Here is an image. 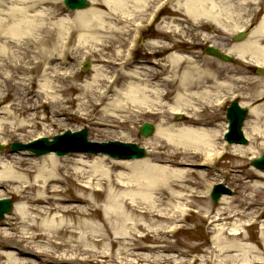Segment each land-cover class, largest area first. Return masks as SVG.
<instances>
[{
  "label": "bare ground",
  "instance_id": "6f19581e",
  "mask_svg": "<svg viewBox=\"0 0 264 264\" xmlns=\"http://www.w3.org/2000/svg\"><path fill=\"white\" fill-rule=\"evenodd\" d=\"M169 2L173 14L150 40L151 57L135 66L119 63L123 50L115 52L116 43L129 29L139 32L141 24L132 21L157 11L158 0H91V7L77 11L59 0H0V143L25 142L36 134L32 129L45 126L42 137L72 115L99 133L128 128L144 115L160 120L143 144L152 155L142 159L85 151L38 157L2 148L0 199H14L15 206L0 222V264H183L166 254L177 248L166 238L172 225L164 221L184 217L179 200L196 199L195 175L207 177L177 166L212 168L230 149L218 142L227 122L211 128L218 124L215 114L205 113L219 105L220 95L239 91L241 105L249 107L244 132L252 143L230 145L237 161L264 149V78L252 73L253 66L264 67V0ZM242 31L243 40H235ZM204 45L233 62L195 50ZM69 51L99 65L84 76ZM245 84L246 90L237 89ZM179 114L183 120L174 123ZM254 171L249 175L264 180V171ZM243 175L237 183L255 193L251 203L262 205L256 210L262 219L264 185L243 182ZM162 204L171 207L164 214ZM246 206L242 200L240 215ZM230 214L223 208L214 221L237 215ZM261 223L257 245L238 241L246 238L240 228H218L202 264H264Z\"/></svg>",
  "mask_w": 264,
  "mask_h": 264
},
{
  "label": "rangeland",
  "instance_id": "374dc122",
  "mask_svg": "<svg viewBox=\"0 0 264 264\" xmlns=\"http://www.w3.org/2000/svg\"><path fill=\"white\" fill-rule=\"evenodd\" d=\"M61 5L63 7L64 3L63 0H59ZM67 9V7H65ZM173 14V6L172 4H169V6H167L166 8H164L163 11V17L161 18L160 21L164 20L167 17H170ZM147 18V16L145 17V19ZM134 21V20H133ZM122 26H125V30L128 31L130 25H128L126 22H124V24H121ZM127 26V28H126ZM158 26L156 27V29L154 30H150L148 32H146L145 34H153L155 33H159ZM130 29L128 32L119 35V40L118 43H116V46H118V48L115 50V52H117L118 49H126L129 47V43H130V36L133 32H130ZM145 35V38H146ZM151 39V38H150ZM147 42H149L148 39H145L142 44H140V47L138 48L137 52H136V56L134 61H133V65L135 66H139V65H143L144 63H146V57H145V53L149 52V44H147ZM74 47L73 44L70 45V48ZM126 47V48H125ZM196 51H204V50H199V49H195ZM205 52V51H204ZM111 54H113V52H110ZM207 53V52H206ZM109 54V52H108ZM70 51H69V58L72 61V63H76L75 60L77 61V63L84 62V59L82 57H79L78 59H75L73 57H70ZM89 60V58L87 59ZM90 61V60H89ZM120 61V60H119ZM93 63L97 64L95 61H91V64L89 66V69L87 71H84L82 68V65L79 64L80 69L82 74L85 75H89L91 72V67L93 65ZM137 64V65H136ZM79 68V67H78ZM253 76H259L258 73H256V71L254 70ZM250 76V75H249ZM264 78V75H263ZM241 85V84H239ZM241 87H243V90H246L247 85H242V86H237V89H240ZM248 91V90H247ZM235 93H239V91H236ZM231 94H229L230 96ZM225 96V100H227V98L230 97H226V93L220 95V97H224ZM219 99V97H217ZM242 97H238L237 99L239 101H241ZM224 100V101H225ZM229 100H227L225 102V104L222 107L219 106H215V108H210L207 109V111L205 112L207 115H213L215 114V118H216V122L218 123L216 126H211V128L214 129H220L221 127H223L224 123H226V108L229 105ZM75 108H72V110H74ZM47 109H45L46 111ZM75 111V110H74ZM45 114V113H44ZM66 117V116H65ZM249 117V116H248ZM184 118V116H183ZM248 119V118H247ZM183 119H180V115H178L174 121L175 122H179L182 121ZM145 121L151 122L152 124H159L160 120L156 117H151L149 115H144L140 118H138L136 120V122L130 126H127L128 128H124V129H114L110 130V129H105L103 130V132L99 133V130H96L94 127L92 128L90 126V124H88L86 121H84L83 119H79L78 117H76L75 115L72 116H67L65 121L62 122V124L60 125H55L52 126L51 128L47 129V131H51V133L49 134H58V133H62L63 130L65 129H81V128H87L89 130V137L90 139L97 140L99 142H104V141H114V140H120V141H129V142H133V143H137L140 146H143L145 140L147 139V137H144L142 135H140L139 130H140V125H142ZM45 127V126H44ZM44 127H38L36 130L32 129V132H36L37 133H41L44 130ZM223 131V130H222ZM34 136V134H33ZM32 136V137H33ZM152 137V136H149ZM218 142L221 143L220 145H225V143H223V139L221 135H218ZM12 140V137L10 138ZM28 139H32V138H28ZM10 142V141H9ZM12 142H24L19 140V138H15V140H12ZM248 145H250L252 142L250 140V138H248ZM264 141L259 140V143H263ZM241 145V144H240ZM247 145V146H248ZM245 146V145H244ZM230 149L228 150V154L224 155L223 157L219 158V160L217 161V163H215L214 167L212 168H206V169H200L201 167H196L195 166V162H191L192 165H183V166H177V167H181L184 168L186 170L188 169H195V170H201L203 171L204 175H206L207 177H201L199 175H195V177L197 176L198 179H194L196 181H199L200 184L199 185H195L192 187H196L195 189H197L198 193V197L196 199H193L192 197H188V198H183L180 199L179 201L182 202L184 204V207L186 209H188L186 211L187 213V222L183 221V217H176L177 219H170V220H166L164 221V223H167L168 227L173 224V225H178L181 227H183L180 232L175 233V235H166V238L169 241H172V243H174V245L176 246L177 250H172L171 253H166V254H172L174 255L175 258H177L179 261L180 259L183 261H185V264H202L203 261L202 258L204 259L205 255L208 253L207 251H210L214 245V236L216 235L219 231L218 228L224 227V229L227 232H230V230L234 227L240 228L239 231H242L245 235L246 238L244 239V237L242 236L241 238L238 239V241L240 242H247L250 244H255L260 242V231L262 228V223L261 220L264 219V216L261 218H259L258 214L256 213V210L261 207L255 204H252V200H254V195L255 193H253L251 191V189H247V191L245 190V188L243 187V184L241 186H239L238 182V178L239 175H243V172H245L247 175H249L250 172H253L254 168L251 164V160L254 158L255 154H258L259 156L264 155V149H262L261 147H256L253 150L256 151L257 153H253V152H249L248 155L245 156V158L243 159V161L238 160L235 158L236 156L233 154L232 152V148L229 147ZM149 149V148H148ZM5 153H12L14 151L10 150L9 145L6 146L4 149ZM231 150V151H230ZM230 151V152H229ZM149 156L152 155V152L149 149ZM27 157H31L29 156V154H26ZM258 156V157H259ZM32 159L34 157H31ZM257 158V157H256ZM257 170V169H256ZM260 170V169H259ZM258 170V171H259ZM255 172V171H254ZM246 175V176H247ZM245 175H243L244 180L243 182H248L251 184H263L264 185V180L263 179H257L253 176L246 177ZM246 177V178H245ZM219 182H223L224 184H226V187L230 190V194H225L223 195L218 204L214 205L209 192L213 186V184L219 183ZM245 190V191H244ZM182 193H187L188 192H182ZM226 198L223 201V198ZM247 197V198H245ZM189 199V200H186ZM245 200L246 202H248L251 207L247 208V206L245 208V214L246 215H240L239 212L241 210H243V206L240 208L239 206L241 205V201ZM178 201V202H179ZM192 201L194 204H192ZM13 202L15 203V200H13ZM177 202V203H178ZM76 204V203H74ZM258 206V207H255ZM239 207V208H238ZM159 208L162 209V213H166L167 210H169V208H171L169 205L166 204H162L159 206ZM228 209L231 214H237L236 216H233L231 218V220H223L221 219V221H214L219 215L218 213L220 212L221 209ZM98 214L99 216H101L103 214V211L99 208L98 209ZM256 214V215H255ZM176 216V215H175ZM176 220V221H175ZM4 221V220H3ZM1 222V221H0ZM172 222V223H170ZM230 235L225 234V237H227ZM232 237V236H231ZM185 251L186 254H182L181 252ZM233 254V253H231ZM198 257V260L195 261V258ZM195 261V262H194ZM183 263V264H184Z\"/></svg>",
  "mask_w": 264,
  "mask_h": 264
},
{
  "label": "water",
  "instance_id": "95a60500",
  "mask_svg": "<svg viewBox=\"0 0 264 264\" xmlns=\"http://www.w3.org/2000/svg\"><path fill=\"white\" fill-rule=\"evenodd\" d=\"M65 3L67 6L77 9V8H84L89 5L88 0H66ZM242 36L236 37L237 39H242ZM210 53H214L224 59L231 60L230 56L228 55H222L220 51H218L214 47H209L207 49ZM259 72L264 73V69L258 68ZM228 118L230 122L232 123L231 131L228 134V138L230 142H239L243 144H247V139L245 138L244 132H242V125L243 120L246 118L247 115V108H242L238 104V102L232 103V105L228 108ZM154 127L149 123H144L141 129V133L144 135H149L153 132ZM87 130L83 129L82 132H75V133H67L66 135L56 137V140L53 142H48L47 138H43L40 141V144L44 146L43 148H33V151L37 155H43L44 153H49V151H52L53 149L57 151L59 155H64L65 153L74 152V151H102L110 154L113 157H119V158H140L145 157L147 155L146 148L139 147L137 144H131V143H125L119 141H114L110 143H92L91 146H98L99 148H92L88 144L87 140ZM63 140L65 141L64 145L62 146ZM77 140V141H75ZM13 150L26 148L24 144H13L12 146ZM253 165L257 168L264 169V156L259 157L258 159H255L252 161ZM222 191L228 192V190H225L224 186L221 184L219 187L214 191L213 193V200L215 203H217L218 199L220 198V194ZM12 205L10 200L4 199L0 200V220L4 218L5 212H11Z\"/></svg>",
  "mask_w": 264,
  "mask_h": 264
}]
</instances>
